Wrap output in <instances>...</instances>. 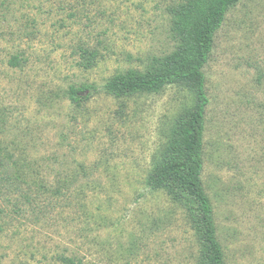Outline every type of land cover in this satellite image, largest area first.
<instances>
[{
  "label": "rangeland",
  "instance_id": "374dc122",
  "mask_svg": "<svg viewBox=\"0 0 264 264\" xmlns=\"http://www.w3.org/2000/svg\"><path fill=\"white\" fill-rule=\"evenodd\" d=\"M171 3L0 0V264H54L60 253L84 264H196L185 211L144 183L171 148L191 94L168 87L118 100L102 89L115 73L144 70L172 50ZM69 5L79 7L75 20ZM97 35L105 56L83 70L77 46ZM203 73L201 179L216 236L226 264H264V0L227 13ZM83 84L95 92L70 104L67 89ZM7 155L26 165L27 180L51 186L72 173L77 184L46 208V194L3 181ZM24 193L45 215L13 214Z\"/></svg>",
  "mask_w": 264,
  "mask_h": 264
},
{
  "label": "trees",
  "instance_id": "16d2710c",
  "mask_svg": "<svg viewBox=\"0 0 264 264\" xmlns=\"http://www.w3.org/2000/svg\"><path fill=\"white\" fill-rule=\"evenodd\" d=\"M242 1L172 0L165 9L169 19L172 50L162 56L152 57L144 70L128 69L115 73L105 81L102 88L105 94L118 100L160 93L168 87L183 89L191 94L192 106L174 124L171 148L148 173L144 183L150 191H162L173 204L185 211L199 247L196 264H226L216 236L212 205L201 179L205 111L208 105L203 68L213 50L215 34L221 28L227 13ZM67 11V18L73 20L80 13L79 7L74 5H69ZM64 25V21H61L60 28ZM99 37H95L93 45L84 42L77 46V65L83 70L92 69L105 56L107 47L103 46ZM9 65L18 67L17 58H11ZM95 90L90 84L70 86L66 98L70 104L78 107ZM5 157L10 165L6 166L8 170L4 169L3 181L10 186L16 185L15 191H19V185H24L28 191L34 187L37 196L40 193L46 194V208H51L59 199L67 200L77 184L72 173L51 186L37 183L34 179L27 180L30 173L28 169L27 172L24 171L26 165L12 160L10 155ZM5 165L0 160V167L4 168ZM37 196L24 193L21 196L23 206H18L13 214L20 216L30 210L31 214L45 215L44 209L36 210V205L34 206ZM26 206L28 208L25 209ZM53 260L54 264H84L83 259L75 253H60Z\"/></svg>",
  "mask_w": 264,
  "mask_h": 264
}]
</instances>
